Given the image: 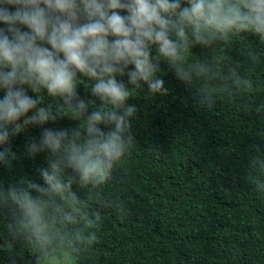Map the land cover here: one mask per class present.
I'll use <instances>...</instances> for the list:
<instances>
[{
	"label": "trees",
	"instance_id": "trees-1",
	"mask_svg": "<svg viewBox=\"0 0 264 264\" xmlns=\"http://www.w3.org/2000/svg\"><path fill=\"white\" fill-rule=\"evenodd\" d=\"M157 55L153 47L154 63ZM187 65H204L208 72L192 71L190 81L182 80L158 61L156 77L165 94H151L143 82L132 89L127 75L118 77L131 92L127 103L137 109L131 121L135 144L98 186H83L71 170L62 172L65 182L72 180L65 198L42 197L52 234L44 249L8 189L39 196L30 183L44 186L38 170L49 168L51 157H33L27 145L38 143L45 129L71 130L80 120L65 109L55 121L10 135L0 146L10 150L0 162V264H32L58 254L73 256L76 264H264V41L229 33L208 47L192 46ZM232 70L252 89L236 86ZM78 79L77 94L90 115L100 101L91 81ZM26 91L54 114L64 106L46 90ZM68 193L76 197V212ZM65 213L75 222L66 221ZM77 231L97 239L82 245Z\"/></svg>",
	"mask_w": 264,
	"mask_h": 264
},
{
	"label": "clouds",
	"instance_id": "clouds-1",
	"mask_svg": "<svg viewBox=\"0 0 264 264\" xmlns=\"http://www.w3.org/2000/svg\"><path fill=\"white\" fill-rule=\"evenodd\" d=\"M0 23L7 26L0 29V146L29 126L65 116V109L80 120L71 130L45 129L38 143L27 145L31 156L47 152L51 157L49 168L38 170L44 186L30 183L39 196L8 189L44 249L52 234L42 197L65 198L72 180L65 182L62 172L71 170L83 186H98L109 180L135 144L131 121L137 109L127 103L131 92L118 77L127 75L132 89L143 82L155 95L167 91L156 77L161 59L182 80L190 81L192 71L205 75L206 66L187 65L191 47H208L229 33H250L264 41V0H0ZM129 65L134 70L128 71ZM78 77L91 81V92L100 101L90 115L77 94L83 81ZM231 77L236 86L252 89L235 70ZM26 88L38 95L46 90L64 106L55 114L51 107H38ZM9 151H0V162L7 161ZM68 195L73 212L78 211L75 195ZM64 219L76 220L70 213ZM87 224L93 226L90 220ZM96 239L91 232L75 234L85 246Z\"/></svg>",
	"mask_w": 264,
	"mask_h": 264
},
{
	"label": "rangeland",
	"instance_id": "rangeland-1",
	"mask_svg": "<svg viewBox=\"0 0 264 264\" xmlns=\"http://www.w3.org/2000/svg\"><path fill=\"white\" fill-rule=\"evenodd\" d=\"M32 264H76L75 258L66 254L48 256L41 260H36Z\"/></svg>",
	"mask_w": 264,
	"mask_h": 264
},
{
	"label": "water",
	"instance_id": "water-1",
	"mask_svg": "<svg viewBox=\"0 0 264 264\" xmlns=\"http://www.w3.org/2000/svg\"><path fill=\"white\" fill-rule=\"evenodd\" d=\"M36 260H33L32 263H34Z\"/></svg>",
	"mask_w": 264,
	"mask_h": 264
}]
</instances>
